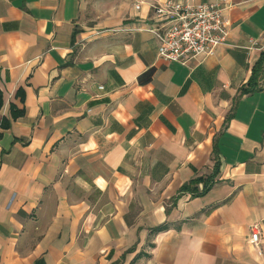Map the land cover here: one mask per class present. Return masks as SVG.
I'll return each instance as SVG.
<instances>
[{
    "label": "crops",
    "instance_id": "1",
    "mask_svg": "<svg viewBox=\"0 0 264 264\" xmlns=\"http://www.w3.org/2000/svg\"><path fill=\"white\" fill-rule=\"evenodd\" d=\"M165 1L0 0V264H264V0L186 64Z\"/></svg>",
    "mask_w": 264,
    "mask_h": 264
},
{
    "label": "built area",
    "instance_id": "2",
    "mask_svg": "<svg viewBox=\"0 0 264 264\" xmlns=\"http://www.w3.org/2000/svg\"><path fill=\"white\" fill-rule=\"evenodd\" d=\"M232 6V0L201 3L167 0L153 6L160 25L147 30L158 39L161 58L186 64L213 56L220 46L227 44L231 20L226 11ZM136 7L139 9L141 4ZM251 227L252 242L259 245V226Z\"/></svg>",
    "mask_w": 264,
    "mask_h": 264
},
{
    "label": "trees",
    "instance_id": "3",
    "mask_svg": "<svg viewBox=\"0 0 264 264\" xmlns=\"http://www.w3.org/2000/svg\"><path fill=\"white\" fill-rule=\"evenodd\" d=\"M263 80H264V51L261 53V56L259 57L258 61L255 63L253 67L252 76L249 80L248 85L245 88H243L245 93H252V92L261 90L262 89L261 83ZM2 104L3 102L1 100V95H0V109L2 107ZM22 113L23 111L18 112V111L12 110L13 117H18ZM231 116L232 115H230V117ZM214 153H215V166H214L212 173L209 176L197 177L191 180L190 182L185 183L181 187L179 195L185 192H191V195L202 194L213 185L220 171V158H219L218 148L216 149L215 147ZM201 182L204 184V187L200 191L198 188V184Z\"/></svg>",
    "mask_w": 264,
    "mask_h": 264
}]
</instances>
